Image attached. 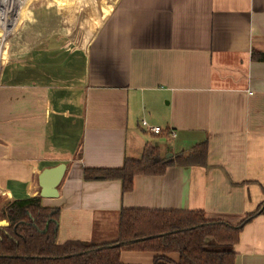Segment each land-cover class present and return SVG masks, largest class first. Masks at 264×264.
<instances>
[{
  "label": "crops",
  "instance_id": "0c3cea01",
  "mask_svg": "<svg viewBox=\"0 0 264 264\" xmlns=\"http://www.w3.org/2000/svg\"><path fill=\"white\" fill-rule=\"evenodd\" d=\"M109 6L86 48L70 26L45 42L32 33L44 47L0 70V202L38 194V173L65 163L59 196L43 198L59 208L60 242L105 238L122 208L202 210L238 223L264 201V61L252 58L264 52V0ZM74 10L88 29L98 23L94 6ZM204 141L205 164L135 175L128 192L117 179H83L85 167H119L147 143L170 159ZM233 248L235 264H264V213ZM152 257L121 254L135 264Z\"/></svg>",
  "mask_w": 264,
  "mask_h": 264
},
{
  "label": "trees",
  "instance_id": "16d2710c",
  "mask_svg": "<svg viewBox=\"0 0 264 264\" xmlns=\"http://www.w3.org/2000/svg\"><path fill=\"white\" fill-rule=\"evenodd\" d=\"M252 58L264 61V52L253 50ZM207 145L201 142L168 159L158 146L147 143L139 158H125L119 167H85L83 179H117L122 192H128L135 175H161L169 165L205 164ZM262 213L264 201L236 224L207 218L202 210L122 208L113 239L60 242L58 207L44 204L39 194L5 200L0 209L7 221L0 225V264H135L122 261L125 251L150 252L153 264H235L233 247L240 230Z\"/></svg>",
  "mask_w": 264,
  "mask_h": 264
},
{
  "label": "rangeland",
  "instance_id": "374dc122",
  "mask_svg": "<svg viewBox=\"0 0 264 264\" xmlns=\"http://www.w3.org/2000/svg\"><path fill=\"white\" fill-rule=\"evenodd\" d=\"M113 0H22V3L18 5L21 12L18 14V22L14 21L16 12L13 11L11 15L10 27H5V22L0 27V70L5 66H13L15 63L28 60L31 55L32 47L35 49L43 48L44 45L39 40V45L32 44V33L38 32L44 34L43 41H46L48 35L56 36L55 30L64 32L62 28L69 27L72 33L70 38L73 41L75 32L82 34V42H80L81 48H86L94 31L98 24H100L105 18V14L109 13V3ZM94 6L98 10L96 23L92 28H87V22L81 19V16L74 9H79L82 6H86L89 9V5ZM90 8H92L90 6ZM87 14V13H86ZM90 14V13H88ZM15 15V17L13 16ZM94 17L90 14V17ZM87 17V15H86ZM14 23V25H13ZM17 24V25H16ZM33 26V28H31ZM60 26V27H59ZM57 27L59 29H57ZM7 32V33H6ZM48 32V33H46ZM34 35V34H33ZM36 42V41H35ZM75 42V41H74ZM73 46V45H71ZM6 50V51H5ZM10 200V199H8ZM3 206V202H0V209ZM2 215L0 214V219ZM114 219V218H113ZM117 234V218L112 220L108 218L106 225V238L113 239Z\"/></svg>",
  "mask_w": 264,
  "mask_h": 264
},
{
  "label": "water",
  "instance_id": "95a60500",
  "mask_svg": "<svg viewBox=\"0 0 264 264\" xmlns=\"http://www.w3.org/2000/svg\"><path fill=\"white\" fill-rule=\"evenodd\" d=\"M171 153H167L169 158ZM66 169L65 163H59L55 166H50L42 169L37 175L39 185V195L42 198H55L59 196L58 185L64 175ZM7 221L0 220V225H6Z\"/></svg>",
  "mask_w": 264,
  "mask_h": 264
},
{
  "label": "built area",
  "instance_id": "2783aa9c",
  "mask_svg": "<svg viewBox=\"0 0 264 264\" xmlns=\"http://www.w3.org/2000/svg\"><path fill=\"white\" fill-rule=\"evenodd\" d=\"M7 2V3H6ZM22 3V0H0V27H2V23L5 22V27H10L11 23V15L12 12L15 11L18 13L20 8L18 7L19 4ZM13 10V11H12ZM144 125H147L145 120H142ZM148 130L151 132L158 134L161 132V128L159 126H149L147 125ZM171 135H175L174 132H170Z\"/></svg>",
  "mask_w": 264,
  "mask_h": 264
},
{
  "label": "bare ground",
  "instance_id": "6f19581e",
  "mask_svg": "<svg viewBox=\"0 0 264 264\" xmlns=\"http://www.w3.org/2000/svg\"><path fill=\"white\" fill-rule=\"evenodd\" d=\"M53 31H55V32H60V30H56V29H55V30L53 29ZM6 33H7V32H6ZM46 33H48V32H46ZM72 36H73V35L71 34L70 37H72ZM76 37H77V36L75 35L73 38H76ZM46 48H47V47H46ZM0 50H1V49H0ZM5 51H6V50H5Z\"/></svg>",
  "mask_w": 264,
  "mask_h": 264
}]
</instances>
